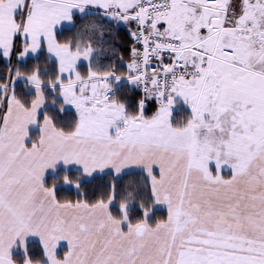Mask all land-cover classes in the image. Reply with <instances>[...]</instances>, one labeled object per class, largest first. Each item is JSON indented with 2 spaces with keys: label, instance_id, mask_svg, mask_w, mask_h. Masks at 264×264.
<instances>
[{
  "label": "snow or ice",
  "instance_id": "6c2138e0",
  "mask_svg": "<svg viewBox=\"0 0 264 264\" xmlns=\"http://www.w3.org/2000/svg\"><path fill=\"white\" fill-rule=\"evenodd\" d=\"M77 14L136 25L126 74ZM43 51L0 83V264H264V0H0V55ZM70 166L145 178L61 200Z\"/></svg>",
  "mask_w": 264,
  "mask_h": 264
},
{
  "label": "trees",
  "instance_id": "16d2710c",
  "mask_svg": "<svg viewBox=\"0 0 264 264\" xmlns=\"http://www.w3.org/2000/svg\"><path fill=\"white\" fill-rule=\"evenodd\" d=\"M90 17L88 16L85 19L81 20L79 15L74 16L76 21L75 28L68 30L65 28L61 33H58V38L60 40H65L71 38L74 33L80 31L79 28L81 24H86L91 22ZM97 24L100 26L101 30L106 31V35L103 41H99L105 50L101 55L100 63L103 65H112L114 66L120 75L126 73L127 68L126 64L130 61L131 58V48L133 47L130 31L123 25L110 24L112 22L105 20L96 19ZM48 54L46 51L39 53L37 56H29L25 60H20L18 58L5 59L3 56H0V83H7L8 80L15 81V87L17 95L21 98L31 99L34 95L30 89L25 85L23 78L17 79L12 73L9 74L10 68H19L21 72L28 74L31 69L39 64L41 67L53 68L54 61L46 60ZM36 57H39L37 59ZM81 71H86V63L81 62ZM126 94L129 99H139V95L130 88L126 83L121 87L120 93L118 95ZM51 99V98H49ZM152 106V107H151ZM150 110H154V105H150ZM187 113L184 111H177L174 113L176 118L182 119ZM73 113L69 112L66 116H62L61 119L72 120ZM70 178L74 181H79L80 188L77 189L74 185H63L58 186V198L61 200H78V199H87L90 202L95 201L101 197H106L110 186L115 183L116 190L118 193L123 192L125 189L130 186H134L142 182L145 178V174L141 170H131L125 173H122L120 176H115L112 172H106L103 174H96L90 178H83V175L80 171L71 169L68 173ZM119 199V197H118ZM166 212L161 211L156 213V218H164ZM34 252L37 255V258H40L41 245L38 241L33 240L31 245ZM66 246L62 245L61 251H66Z\"/></svg>",
  "mask_w": 264,
  "mask_h": 264
},
{
  "label": "rangeland",
  "instance_id": "374dc122",
  "mask_svg": "<svg viewBox=\"0 0 264 264\" xmlns=\"http://www.w3.org/2000/svg\"><path fill=\"white\" fill-rule=\"evenodd\" d=\"M79 15V14H78ZM98 18V20L99 19H101V20H107L106 22H108V21H111L112 22V20L110 19V18H107V17H104L103 15H101V16H91L90 17V21L91 22H89V23H86V24H81V26H80V28H79V30H81L85 25H87V24H90V23H92V22H95V23H97V21H96V19ZM109 23V22H108ZM110 24H114V23H110ZM119 24V23H118ZM126 25V24H125ZM101 30V29H100ZM103 31V33H104V36H103V40H104V38H105V35H106V31L104 32V30H102ZM100 40L99 39H97L96 40V46H97V48H98V52H97V55L98 56H100L105 50L103 49V46L104 45H101L100 43H98ZM39 53H36V54H34V55H30V56H37ZM48 54V53H47ZM19 59V58H18ZM26 59V58H25ZM24 59V60H25ZM21 60V59H20ZM82 62H84V63H86V61H82ZM127 72V71H126Z\"/></svg>",
  "mask_w": 264,
  "mask_h": 264
},
{
  "label": "crops",
  "instance_id": "0c3cea01",
  "mask_svg": "<svg viewBox=\"0 0 264 264\" xmlns=\"http://www.w3.org/2000/svg\"><path fill=\"white\" fill-rule=\"evenodd\" d=\"M111 22V21H110ZM112 23H114L115 25H123V26H125L126 28H128V29H130V27H131V23H128V24H126L125 25V23H123V22H117V21H113L112 20ZM119 23V24H118ZM0 56H2V55H0ZM13 56H16L17 58H18V53L17 54H14ZM5 58V57H4ZM5 59H9V58H5ZM152 107V106H151ZM70 168L71 169H75V170H78V168H79V166H70ZM131 170H140V169H126L125 170V172H127V171H131ZM79 171V170H78ZM81 172V171H80ZM106 172H111L110 170H108V169H105L104 171H96V172H94V173H92L91 175H84V174H82L83 175V178H85V179H87V178H90V177H92V176H94V175H96V174H103V173H106ZM125 172H123V173H125ZM122 174V173H121ZM120 174V175H121ZM33 240H36V241H38V238H33ZM39 242V241H38ZM62 245H64V246H66V242H62Z\"/></svg>",
  "mask_w": 264,
  "mask_h": 264
},
{
  "label": "built area",
  "instance_id": "2783aa9c",
  "mask_svg": "<svg viewBox=\"0 0 264 264\" xmlns=\"http://www.w3.org/2000/svg\"><path fill=\"white\" fill-rule=\"evenodd\" d=\"M135 30H136V25L133 23L132 31H135ZM132 40H133V39H132ZM133 44H134V46L137 47V48L140 47L139 44H135L134 40H133ZM117 75H118V74H117ZM132 87H133V86H132ZM133 88H134V87H133ZM134 89H135L136 92H138V93L140 94V97H141V95H142V91H141V89H139V88H134Z\"/></svg>",
  "mask_w": 264,
  "mask_h": 264
}]
</instances>
